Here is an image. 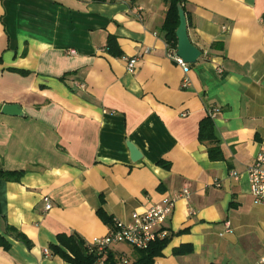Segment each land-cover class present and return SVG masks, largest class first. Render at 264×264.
Returning a JSON list of instances; mask_svg holds the SVG:
<instances>
[{
	"label": "crops",
	"instance_id": "obj_1",
	"mask_svg": "<svg viewBox=\"0 0 264 264\" xmlns=\"http://www.w3.org/2000/svg\"><path fill=\"white\" fill-rule=\"evenodd\" d=\"M184 6L201 51L187 71L163 38L162 0H0V109L17 103L23 111H0V169L22 171L0 178V235L9 244L0 264H71L49 250L58 234L87 243L109 230L100 206L112 222L129 223L182 188L190 199L176 200L165 222L172 235L153 264H255L264 233L248 215L264 207L248 193L244 170L264 136V0ZM214 107L215 141H200L199 123ZM126 141L141 153L137 162ZM214 146L218 159L209 155ZM226 221L232 232L220 236ZM181 244L192 252L173 255ZM109 251L136 256L126 244Z\"/></svg>",
	"mask_w": 264,
	"mask_h": 264
},
{
	"label": "built area",
	"instance_id": "obj_2",
	"mask_svg": "<svg viewBox=\"0 0 264 264\" xmlns=\"http://www.w3.org/2000/svg\"><path fill=\"white\" fill-rule=\"evenodd\" d=\"M130 2L131 0H124ZM68 53L73 54L74 50L69 49ZM173 60L184 70H188V63L183 62L175 54H172ZM125 68L129 73H133L136 68L137 56L126 57ZM189 84L187 79H183V87ZM219 113V108L214 107L209 110L208 114L211 118ZM244 173L248 183V193L253 197L254 201L264 207V136L259 142L258 152L254 156L251 163L245 168ZM229 177L237 180L240 173L236 170L229 172ZM190 191L187 188H182L180 191L174 193L170 197L164 198L158 204L148 208L142 213L133 215V219L129 223L119 220H114L109 227L108 232L99 237L92 238L87 242L89 250H93L98 254L94 264H103L106 253L110 247L116 244H126L135 249L145 248L149 242L156 238H163L170 234L165 222L169 215L172 213L175 202L178 198H185L187 201L190 199ZM45 209L51 207L50 199L48 196L43 197ZM188 213L193 214L194 210L189 207ZM232 229L228 221L224 223V229L219 233L220 236L231 233ZM45 253L47 250H44ZM121 263H127L124 256H120ZM255 264H264V249L259 255Z\"/></svg>",
	"mask_w": 264,
	"mask_h": 264
},
{
	"label": "trees",
	"instance_id": "obj_3",
	"mask_svg": "<svg viewBox=\"0 0 264 264\" xmlns=\"http://www.w3.org/2000/svg\"><path fill=\"white\" fill-rule=\"evenodd\" d=\"M98 2H112L114 0H96ZM167 5V10L165 14V19L162 24V32L163 38L167 43L168 47L171 49H175L176 47V36L175 30L178 26V12H177V4H180L185 13V0H162ZM114 39L112 37L108 38V46L107 50L113 53L114 48ZM118 56H123L119 51L116 53ZM1 59V58H0ZM9 71L19 73L21 75H27L29 72L27 70L16 69V68H8ZM198 138L200 141H215V136L213 134V123L208 115L199 123V132ZM209 155L211 158H220L221 153L217 146L209 148ZM159 165H163L162 161L158 162ZM22 174V171H5L0 169V178L4 179H18ZM97 216L109 227L112 225L111 217L108 216L103 210L102 206H100L96 210ZM5 231L10 235H13L15 239H18L24 242L27 246H30L31 242L27 239V237L15 229L12 226H6ZM186 229L180 230L179 232H184ZM178 232V233H179ZM172 234H169L163 238H156L155 240L148 243L145 248L135 249V258L132 261L127 260V263H121L119 261L118 256H116L113 252L108 251L106 253L103 264H153L155 257H159L162 255L163 248L168 244L170 237ZM57 244H50L49 250L52 254L58 255L65 261L71 264H94L98 254L93 250H89L87 243L76 233H60L56 236ZM0 246L4 249H9V244L4 239L3 236L0 235ZM193 250L190 244H181L178 247H175L172 250L173 255H184L191 253Z\"/></svg>",
	"mask_w": 264,
	"mask_h": 264
},
{
	"label": "water",
	"instance_id": "obj_4",
	"mask_svg": "<svg viewBox=\"0 0 264 264\" xmlns=\"http://www.w3.org/2000/svg\"><path fill=\"white\" fill-rule=\"evenodd\" d=\"M177 12H178V26L175 30V36H176L175 54L185 63L188 64L195 63L199 58V56L201 55V51L191 43L188 37L186 16L180 4H177ZM0 111L3 114H7L11 116L23 115L22 108L17 103H4L1 106ZM126 145L130 153L131 161L137 162L141 158V153L131 142L126 141Z\"/></svg>",
	"mask_w": 264,
	"mask_h": 264
},
{
	"label": "rangeland",
	"instance_id": "obj_5",
	"mask_svg": "<svg viewBox=\"0 0 264 264\" xmlns=\"http://www.w3.org/2000/svg\"><path fill=\"white\" fill-rule=\"evenodd\" d=\"M248 221L253 229L264 233V210L252 209L250 215H248ZM130 248L134 250L131 246Z\"/></svg>",
	"mask_w": 264,
	"mask_h": 264
}]
</instances>
